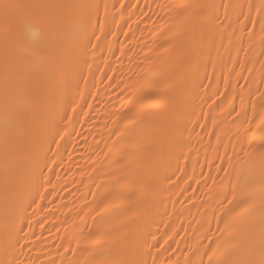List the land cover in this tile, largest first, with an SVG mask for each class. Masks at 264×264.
I'll use <instances>...</instances> for the list:
<instances>
[{"label":"snow or ice","instance_id":"1","mask_svg":"<svg viewBox=\"0 0 264 264\" xmlns=\"http://www.w3.org/2000/svg\"><path fill=\"white\" fill-rule=\"evenodd\" d=\"M155 8L167 9L168 20L174 21L171 37L167 47L150 49L155 75L141 86L136 110L112 121H119L108 129L114 139L104 142L107 152L100 148L99 153L115 154L122 175L114 184H94L98 191L90 192L93 199L86 201L85 216L94 222L87 234L84 228L72 233L65 229L45 251L44 225L68 207L56 206L63 200L57 190H66L67 184L57 169L72 159L77 137L87 143L77 126L83 127L97 111L88 99H97L95 83L89 81V76L95 80L96 53L105 48L112 52L110 36L133 40L134 32L123 31L125 26L131 29L133 16L139 24L158 12L147 0L143 5L140 0H0V264H264V88L253 91L249 83L256 64L264 69V0H183ZM138 30L143 36L144 29ZM233 51L253 55L240 62ZM128 52L132 61L133 48ZM209 65L213 75L219 67L222 80L213 83ZM107 78L119 86L118 80ZM241 79L246 87L238 89ZM259 83L264 85V71ZM214 97L224 99L218 104ZM205 105L213 111L216 105L222 119L204 112ZM209 118L211 129L199 123ZM223 121L235 131L223 136L213 131ZM193 123L205 130L196 133L201 144L205 136L216 140L207 175L201 165L199 176L195 167L189 176L181 163L191 159L185 133L192 136ZM95 143L98 147L100 141ZM181 172L183 176L177 175ZM201 180L199 191L207 189L217 207L209 218L202 214L197 221L196 243L181 236L187 231L182 223L179 228L164 223L170 231L163 233L152 231L160 205L171 218L164 194L174 207L177 201L171 198ZM48 232L52 234L51 226Z\"/></svg>","mask_w":264,"mask_h":264},{"label":"bare ground","instance_id":"2","mask_svg":"<svg viewBox=\"0 0 264 264\" xmlns=\"http://www.w3.org/2000/svg\"><path fill=\"white\" fill-rule=\"evenodd\" d=\"M125 2L127 3L128 0H125ZM132 2H135V0H132ZM147 2L153 5L154 12H158V15L150 13L149 16L151 19H149V17H143L139 24L134 22L137 17L133 16L132 20L128 21V24L131 25V29L125 26L123 31L134 32L135 38L129 41V38L122 34L118 35L115 39L110 36L109 41L112 44V52L110 53L107 48H105L102 52L96 53V60L93 62L92 66L95 80L93 81L92 77L89 76V81L90 83H95L92 92L97 95V99L93 100L91 97L88 99L89 102L95 106L97 111L92 114L93 119L84 124L83 127L77 126L79 130L83 132L84 136L87 137V143H85L83 138L77 137V139H79L77 151L73 152L70 161L66 158L65 167L57 169V171L61 173V177L66 178L67 184L66 190H57L59 195L63 197V200H57L56 206L59 209L61 204L67 203L68 207L57 210L55 215L49 217L48 222L44 225L43 236L45 238V251H47L48 246L53 244V242H59L56 240V237L61 235L65 229H67L69 233H72L78 231L80 228H84L85 234H87L88 227H93L94 222L90 215L85 216V212H87L86 201H91L93 199L90 192L98 191V189L94 188V184L100 183L102 180L114 184L116 178L122 175L121 165L116 162L115 154L108 156L99 154L100 148H105V141L110 144L112 139H114V137H109L108 129L117 127L119 121H117V125H113L112 121L116 119L117 116L124 119L136 110L139 97L144 91L141 86L154 77L155 73L153 69L156 65L150 63V60L155 57L154 51L150 49L159 50L161 47H167V42L171 37L169 27L174 21L168 20L166 16L167 9L159 10L155 8V5L179 4L183 2V0H147ZM217 2H220V0H217ZM225 2H228V0H225ZM235 2L246 4L249 0H235ZM250 2L258 4L259 0H250ZM140 3L143 5L145 0H140ZM138 29H144L143 36ZM246 46L247 45H245V47ZM121 47L124 48L125 55H121ZM130 47L133 48L135 52V57L132 61H129L127 58L129 55L133 54L128 52V48ZM213 55H215V52H213ZM252 55L251 52L246 54L244 51H241L237 55L236 52L233 51V56L240 62H246ZM101 56L105 58L104 61L99 59ZM97 64H99V71L96 70ZM248 66L251 67L252 65ZM113 69L115 71H113ZM237 71H239V68H237ZM261 71H264V69H261L260 65L256 64L255 70L249 79L253 91H255L257 87L264 88V85L259 83ZM242 74L248 76L247 72ZM208 75L213 77V83H215L216 78L222 80L223 73L220 71L219 67H217L213 75V69L211 65H209ZM228 75L230 76L231 83L236 84L235 77L231 73H228ZM107 77H113L118 80L119 86H114L112 80ZM205 83H208V81H205ZM220 87L221 91H223L222 83ZM237 87L238 89L240 87H246L245 81L241 79ZM214 99H216L219 104L224 98L214 97ZM196 103L198 104V102ZM209 103H211V101H209ZM234 103L238 105L239 100L237 99ZM194 107L196 115L199 116L201 110L195 105ZM213 109L214 111L205 105L204 112H211L218 120L222 119L219 108L213 105ZM192 119L195 121V117H192ZM199 123L208 124L209 129L212 127L210 118L207 120L201 119ZM189 127L195 128V132L192 133L190 138L187 133H185V140L187 141L190 139V144L185 148V152L191 159L188 162L181 161V163L186 167L189 176L193 174V167L196 168V175L199 176L201 165L204 166L203 171L205 175H207L209 172L207 162L212 161L216 155L213 151V148L216 147L215 137L209 138L205 136L201 144L199 142L200 138L196 133L203 134L205 130L198 127L195 123L190 124ZM229 129L235 131L229 121H223L220 128L213 129V131L220 132L223 136L224 132H227ZM95 141H100L98 147ZM222 142H227L226 138ZM209 144H211V147H209ZM197 149H199L198 153L196 151ZM105 152H107V148H105ZM94 153H96V155H94ZM220 153H223V148L220 149ZM89 156H92V160L88 159ZM214 163H219V161H214ZM94 167L96 171H93ZM212 174L215 175L214 169H212ZM177 175L183 176L184 173H177ZM180 183L181 186H186L183 181H180ZM189 183L192 182L189 181ZM208 183L211 184L212 182L209 180ZM202 185L203 180H201L200 184L192 183V189H196L195 192L189 189V191L183 195L173 196L171 199L177 201L174 207L168 200V194H164L163 200L167 205L166 210L171 218H169V215H165L164 205H160L159 212L154 217L155 223L152 226V231H157L158 228L159 231L163 233L165 231H170V229L164 227V223L174 222L176 228H179L182 223L183 228L187 231L181 232V236L190 237L188 242L194 245L197 236L200 235L199 232L195 231L200 227L197 221H202V214H204L203 218H209L212 213V208L217 207L215 200H209L207 189H205L204 192L199 191ZM213 188H215L214 185ZM186 196L193 197V200L189 201L185 199ZM49 199H51V197H49ZM181 200H183V203L179 202ZM41 203L46 204V201ZM193 204L198 206L203 204L204 206L194 207ZM48 207L53 206L48 205ZM69 209H71V211H69ZM31 211L32 209L29 208L28 212L31 213ZM177 212L180 214L179 217H177ZM50 226L52 227L51 235L48 232ZM57 228L60 229L59 232L56 231ZM36 231L39 235L40 229L38 226ZM176 239H179V237H176ZM181 247L183 248L184 245L181 244ZM173 248H175V244H173ZM172 255H175V253H172Z\"/></svg>","mask_w":264,"mask_h":264}]
</instances>
